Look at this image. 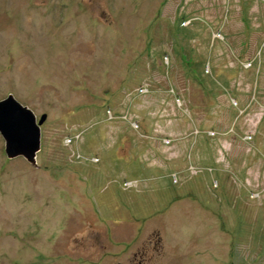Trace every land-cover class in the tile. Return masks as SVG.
<instances>
[{"label": "rangeland", "instance_id": "rangeland-1", "mask_svg": "<svg viewBox=\"0 0 264 264\" xmlns=\"http://www.w3.org/2000/svg\"><path fill=\"white\" fill-rule=\"evenodd\" d=\"M0 264H264V0H0Z\"/></svg>", "mask_w": 264, "mask_h": 264}, {"label": "water", "instance_id": "water-1", "mask_svg": "<svg viewBox=\"0 0 264 264\" xmlns=\"http://www.w3.org/2000/svg\"><path fill=\"white\" fill-rule=\"evenodd\" d=\"M44 119L45 115L42 114L36 121L35 114L11 94L0 100V136L8 159L20 156L32 166L36 165L39 125Z\"/></svg>", "mask_w": 264, "mask_h": 264}, {"label": "flooded vegetation", "instance_id": "flooded-vegetation-1", "mask_svg": "<svg viewBox=\"0 0 264 264\" xmlns=\"http://www.w3.org/2000/svg\"><path fill=\"white\" fill-rule=\"evenodd\" d=\"M143 259H144V258L138 259L137 264H141V261H142ZM115 264H119V263L116 262Z\"/></svg>", "mask_w": 264, "mask_h": 264}]
</instances>
